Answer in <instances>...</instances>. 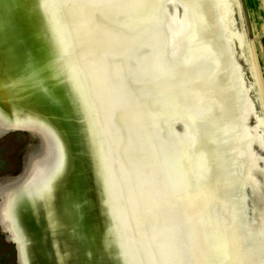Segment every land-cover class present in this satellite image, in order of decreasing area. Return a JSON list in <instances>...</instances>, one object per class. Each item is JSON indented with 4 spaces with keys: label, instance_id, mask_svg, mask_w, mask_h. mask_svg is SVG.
<instances>
[{
    "label": "water",
    "instance_id": "95a60500",
    "mask_svg": "<svg viewBox=\"0 0 264 264\" xmlns=\"http://www.w3.org/2000/svg\"><path fill=\"white\" fill-rule=\"evenodd\" d=\"M15 131L39 143L0 177L18 264H264L239 0H0V136Z\"/></svg>",
    "mask_w": 264,
    "mask_h": 264
},
{
    "label": "rangeland",
    "instance_id": "374dc122",
    "mask_svg": "<svg viewBox=\"0 0 264 264\" xmlns=\"http://www.w3.org/2000/svg\"><path fill=\"white\" fill-rule=\"evenodd\" d=\"M250 43L251 56L264 104V4L261 8L248 0H239ZM35 139L21 131L9 132L0 136V177L16 176L24 169V156L27 149L34 145ZM23 166V168H22ZM22 169V170H21ZM0 264H18L15 243L8 238L0 222Z\"/></svg>",
    "mask_w": 264,
    "mask_h": 264
},
{
    "label": "crops",
    "instance_id": "0c3cea01",
    "mask_svg": "<svg viewBox=\"0 0 264 264\" xmlns=\"http://www.w3.org/2000/svg\"><path fill=\"white\" fill-rule=\"evenodd\" d=\"M247 1V4H248V0ZM251 3H252V9L257 5L259 6V8L262 7V5L264 4V0H249Z\"/></svg>",
    "mask_w": 264,
    "mask_h": 264
},
{
    "label": "flooded vegetation",
    "instance_id": "af4514ba",
    "mask_svg": "<svg viewBox=\"0 0 264 264\" xmlns=\"http://www.w3.org/2000/svg\"><path fill=\"white\" fill-rule=\"evenodd\" d=\"M24 133H25V132H24ZM28 134H29V133H28ZM29 135H30L32 138L36 139V141L38 140L37 137L34 136V134H29ZM37 143H38V141H37ZM38 144H39V143H38ZM37 146H38V145H37ZM35 148H36V147H35ZM35 148H34V149H35ZM32 151H33V150H32ZM32 151H31V152H32ZM27 155H28V154H27ZM27 155H26V156H27ZM25 162H26V157H25L24 163H25ZM24 163H23V165H24ZM22 168H23V166H22ZM21 170H22V169H21ZM20 172H21V171H20Z\"/></svg>",
    "mask_w": 264,
    "mask_h": 264
},
{
    "label": "bare ground",
    "instance_id": "6f19581e",
    "mask_svg": "<svg viewBox=\"0 0 264 264\" xmlns=\"http://www.w3.org/2000/svg\"><path fill=\"white\" fill-rule=\"evenodd\" d=\"M4 134H6V133H4ZM4 134H2V135H4Z\"/></svg>",
    "mask_w": 264,
    "mask_h": 264
}]
</instances>
